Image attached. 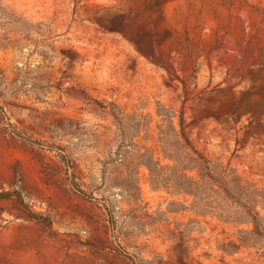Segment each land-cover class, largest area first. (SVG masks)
Masks as SVG:
<instances>
[{"label": "rangeland", "instance_id": "obj_1", "mask_svg": "<svg viewBox=\"0 0 264 264\" xmlns=\"http://www.w3.org/2000/svg\"><path fill=\"white\" fill-rule=\"evenodd\" d=\"M13 192L0 264H264V0H0Z\"/></svg>", "mask_w": 264, "mask_h": 264}, {"label": "trees", "instance_id": "obj_2", "mask_svg": "<svg viewBox=\"0 0 264 264\" xmlns=\"http://www.w3.org/2000/svg\"><path fill=\"white\" fill-rule=\"evenodd\" d=\"M180 126H181V130H180L181 140L184 141V143H185L184 146L186 147V149L188 151V154H187L188 159L190 160L191 165H195V166H191V168H188V171L191 174L190 179L194 180L193 173L196 172L197 167H199L201 170L200 178L206 182L207 190L215 192L216 188H218L219 190L225 192L226 194L232 195L230 193V190L232 189L231 188L232 186L230 183L234 180V177L231 176L229 173L219 172L217 170V168L212 164V162L210 160H208L205 156H203L199 152V150L196 149L193 142L186 136L182 121H181ZM25 141L29 142L31 144H34V142H31L30 140L25 139ZM81 194H83V193H81ZM0 196L14 197L16 199L17 203L19 204V206L21 207V209L29 217H31V218L35 217L19 193L13 192V193H9V194H0ZM240 207L244 208V209H248L243 204H240ZM254 214L258 218V215L256 213H254ZM109 222L114 228L115 227V220H114L112 212H109Z\"/></svg>", "mask_w": 264, "mask_h": 264}]
</instances>
